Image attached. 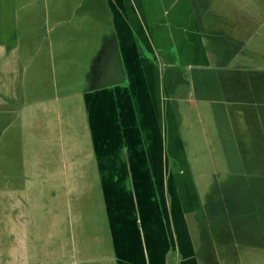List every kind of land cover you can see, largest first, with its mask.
I'll return each mask as SVG.
<instances>
[{"label": "crops", "instance_id": "crops-1", "mask_svg": "<svg viewBox=\"0 0 264 264\" xmlns=\"http://www.w3.org/2000/svg\"><path fill=\"white\" fill-rule=\"evenodd\" d=\"M39 2L0 0V227L8 226L12 237L19 236L22 241H27L26 229L33 226L39 229L37 216L43 212L39 205L46 186L43 165L45 158H53L52 152H44V127L39 122L44 104L32 108L33 121H23L29 94L41 97L40 87L27 92L25 63L20 53L22 38L28 37L33 42L37 39L30 19L42 13L34 11L36 6L30 11L28 8L29 3ZM105 2L112 23V39L98 56L99 71L92 78L95 85L80 94V98H85L86 134L96 155L92 160L98 170L96 182L103 197L101 203L105 205L97 226L92 225L98 232L84 230L73 240L76 247L69 262L200 264L203 257L188 234L186 219L179 228L172 226L159 210L166 204H158V179L171 176L170 162L174 158L180 161L183 156L170 98L168 68L222 70L212 77L210 100L228 101L235 107L219 114L238 120L232 129L229 163L264 164V47L256 41L244 52L243 59L239 57L242 52L236 50L242 42L237 37H247L253 26L258 31L263 29L264 13L228 15L222 19L233 35L224 33L229 46H214L211 56L206 43L207 30L202 26L203 17L194 0ZM59 9L56 7L55 12ZM66 9L70 11L71 5ZM22 11L26 12L23 15L26 19L20 14ZM20 18L25 22L24 28L20 27ZM261 35L263 39V31ZM253 38L250 35L247 44ZM227 50L236 52L224 56ZM60 54H66L65 50ZM34 57H30V62ZM235 62L238 65L232 68ZM241 72L243 75L238 74ZM197 83L202 85L200 93L208 95V81L197 79ZM67 96L64 94L62 98L66 100ZM158 148H171L169 159L166 156L168 164L165 165V154L161 155ZM29 164L36 168L31 175L25 170ZM181 190L182 196L188 197L186 218L193 193L189 194L184 185ZM91 191L81 189L79 193L87 195ZM34 207L38 209L36 220L31 221ZM18 211L21 218L15 216ZM164 212L169 216L167 210ZM4 239L1 231V247L7 243ZM37 248L41 252L42 241Z\"/></svg>", "mask_w": 264, "mask_h": 264}, {"label": "rangeland", "instance_id": "rangeland-1", "mask_svg": "<svg viewBox=\"0 0 264 264\" xmlns=\"http://www.w3.org/2000/svg\"><path fill=\"white\" fill-rule=\"evenodd\" d=\"M70 1L29 3V11L36 6L34 11L42 14L30 19L34 22V32L38 34L35 35L36 41L22 38L20 53L25 63L27 92L28 89L35 92V88L40 87L41 97H30L28 92V111L23 121H33L32 108L44 104V114H39V122L42 121L44 127V152H52L53 158H45L43 165L46 186L39 205L43 216L40 212L37 216L39 229L35 226L26 229L27 241H22L19 236L12 237L8 226L1 225L0 232L5 235L7 243L0 245V264H70L69 257L76 247L73 240L84 230L93 231L92 225L104 209L105 203H101L103 197L99 195L96 182L98 170L92 160L96 155L86 134L85 98H80V94L95 85L92 78L99 71L98 56L107 41L112 39V23L106 0ZM194 2L203 17L202 26L207 30L206 43L211 56L214 46H229L224 33L233 35L231 27L222 19L228 15L264 13V0ZM70 5L68 11L66 7ZM56 7H60L59 13L55 12ZM20 14L23 17L26 12ZM23 19L19 20L21 28L26 26ZM262 31L264 33V27L258 31L257 26H253L247 37H237L242 40L237 44L240 47L236 48L242 52L240 58H244V52L247 53L256 41L257 45L264 47ZM250 35L254 37L253 43L247 44ZM62 50L66 54H60ZM235 52L227 50L223 55ZM33 55L34 60L30 62ZM237 65L235 62L232 68ZM221 72L213 67L202 70L168 68L170 98L183 156L180 161L174 158V162H170L171 176L166 180L158 179V204L167 207L160 206L159 210L165 221H170L174 227L179 228L186 219L188 234L203 257L200 264H264V178L261 179L264 164L229 163L232 129L238 120L235 121L234 116L219 114L235 107L228 101L214 103L210 100L212 77ZM238 74L243 75L242 72ZM197 79L208 81V95L200 93L202 85ZM64 94L68 95L66 100L62 98ZM169 149L171 151V148H158L161 155L165 154V165L168 164ZM33 169L36 171L32 164L25 168L29 175ZM183 185L189 194L193 193L189 197L186 218L188 197L182 196ZM90 188L93 193H79L81 189ZM37 210L34 207L31 212V221L36 220ZM165 210L169 216L165 215ZM16 213V218H21V211ZM85 220V223H79ZM94 230L98 232V229ZM173 231L176 232V228ZM41 241L40 252L37 247ZM172 264L176 263L172 261Z\"/></svg>", "mask_w": 264, "mask_h": 264}]
</instances>
